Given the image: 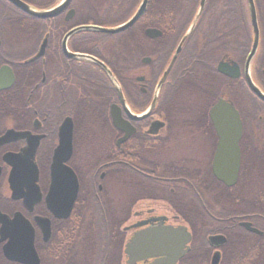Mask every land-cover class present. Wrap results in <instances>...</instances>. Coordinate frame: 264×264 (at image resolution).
Returning <instances> with one entry per match:
<instances>
[{"label": "flooded vegetation", "instance_id": "obj_1", "mask_svg": "<svg viewBox=\"0 0 264 264\" xmlns=\"http://www.w3.org/2000/svg\"><path fill=\"white\" fill-rule=\"evenodd\" d=\"M19 1L46 15L0 0V264H169L172 256H129L127 246L139 233L175 230L191 236L175 264H211L214 255L239 264L231 235L263 232L198 220L238 207L191 197L224 186L213 173L219 101L240 117V169L245 159L251 185L256 154L264 162V101L254 92L264 96V31L257 20L247 65L246 0ZM68 142L64 164L78 190L63 218L48 194L55 150ZM213 236L226 241L212 245Z\"/></svg>", "mask_w": 264, "mask_h": 264}, {"label": "water", "instance_id": "obj_2", "mask_svg": "<svg viewBox=\"0 0 264 264\" xmlns=\"http://www.w3.org/2000/svg\"><path fill=\"white\" fill-rule=\"evenodd\" d=\"M6 1L32 17L41 18L46 15V13L31 9L29 6L23 4L19 0ZM246 2L253 32V43L246 61L248 65L256 54L258 48L259 29L254 2L253 0H246ZM135 19L136 17H134L126 26L115 30H110L109 32H118L120 29L128 27L135 21ZM39 54L40 53H38L36 57H38ZM174 59L172 60L169 68L163 74L160 80V85L168 74ZM220 70L222 69L220 68ZM5 71L6 69L4 68L0 70V78L5 75ZM222 71L226 73L224 69ZM254 92L262 101H264V96L258 93L257 89H254ZM210 117L217 127V132L219 134V143L216 150L215 160L213 162V173L216 179L220 181L225 187L231 188L234 187L237 183L238 172L240 169L239 140L241 138L242 123L238 112L224 101H219L212 108ZM114 124L117 127H120V123L116 116L114 117ZM68 127H70V124L68 125ZM70 151V142L59 146L55 150L53 163L50 166L51 186L48 194L49 208L53 212L58 213L59 216H62L63 218L69 215L78 190V183L74 172L64 164V162H66L69 157ZM66 152L67 154H65ZM30 169L33 175L32 182L35 183L37 181L36 167L32 164L30 165ZM240 226L250 233L256 234L258 236L262 235V232L258 231L255 228H252L250 223H241ZM179 232L180 230H175L174 233H170L168 235L159 234L158 236H152L150 232L139 233L135 235L128 244L127 254L131 256V254L135 251H137L138 253L140 252L141 255H147L149 257H155L156 255L163 254L166 256H172L171 259L163 260L165 263L175 264L177 260L185 252H187V250L183 251L182 248L191 240V236L189 233L185 232L181 234ZM225 241L226 239L223 236H213L209 238V242L212 245H222L225 243ZM168 247H171L169 249L170 252H167V249L165 250L166 252L160 251V249ZM137 259L141 258L139 257ZM218 261L219 255H214L211 264H218Z\"/></svg>", "mask_w": 264, "mask_h": 264}, {"label": "trees", "instance_id": "obj_3", "mask_svg": "<svg viewBox=\"0 0 264 264\" xmlns=\"http://www.w3.org/2000/svg\"><path fill=\"white\" fill-rule=\"evenodd\" d=\"M254 5L258 24L261 30L264 31V0H254ZM239 13L240 21L243 23L247 22L248 9L246 3L239 4ZM255 120L257 121V117H255ZM257 155L254 162L255 176L252 180L253 185L247 178V163L243 159L238 182L233 188L222 186L221 193L217 196L191 197V201L194 204H217L238 207L236 211L223 209L221 212L206 214L205 218L198 215V220L217 222L227 220L245 221L263 232L261 237L250 235L242 230L231 235L230 240L234 242L233 250L237 249L242 257L238 262L239 264H264V162L262 156L257 159ZM235 192L237 193L234 194ZM179 213L182 214L181 212ZM219 227L223 228L222 226ZM214 229L216 230L217 227ZM232 263V260L228 257L224 264Z\"/></svg>", "mask_w": 264, "mask_h": 264}]
</instances>
